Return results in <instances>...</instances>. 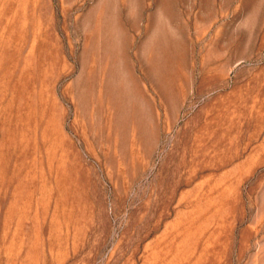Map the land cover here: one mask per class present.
<instances>
[{
    "label": "rangeland",
    "instance_id": "rangeland-1",
    "mask_svg": "<svg viewBox=\"0 0 264 264\" xmlns=\"http://www.w3.org/2000/svg\"><path fill=\"white\" fill-rule=\"evenodd\" d=\"M0 264H264V0H0Z\"/></svg>",
    "mask_w": 264,
    "mask_h": 264
}]
</instances>
